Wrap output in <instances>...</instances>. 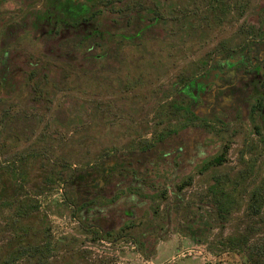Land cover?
<instances>
[{
    "label": "rangeland",
    "instance_id": "rangeland-1",
    "mask_svg": "<svg viewBox=\"0 0 264 264\" xmlns=\"http://www.w3.org/2000/svg\"><path fill=\"white\" fill-rule=\"evenodd\" d=\"M0 75L11 87L0 96L42 113L15 120L27 138L0 158L24 155L48 116L73 120L9 207L37 192L64 240L52 255L79 252L71 264H264V200L260 211L249 204L264 175V0H0ZM175 93L196 99L194 115L170 106ZM223 145L225 159L203 165ZM65 158L78 179L49 186L35 175ZM87 197L94 204L80 208Z\"/></svg>",
    "mask_w": 264,
    "mask_h": 264
},
{
    "label": "trees",
    "instance_id": "trees-1",
    "mask_svg": "<svg viewBox=\"0 0 264 264\" xmlns=\"http://www.w3.org/2000/svg\"><path fill=\"white\" fill-rule=\"evenodd\" d=\"M157 18L158 20L160 19L159 17ZM197 66H199V64ZM197 66H195L192 72L193 75L196 73L195 70ZM185 80L183 79V81ZM177 84H175V87ZM0 86L7 94L11 92V87H9L7 79L1 75ZM175 87L173 86V88ZM177 94L178 93H175L171 96L170 106H172L173 109L189 111L194 115L192 105L196 100L191 96L187 97L186 94H184L185 99H182ZM10 98L12 97L7 95L0 96V132H6L5 137H3L4 140L0 143L1 151L3 149H5L3 151L9 149L12 139V142H14L18 139L27 138V136L22 133L25 130L17 131V127L15 126L16 119H21L30 123L31 120L34 121L38 118L37 120L40 121L42 118V113H36L35 111L30 114L27 109L17 111L14 108V102ZM39 102L38 98H33L32 103L35 106H40ZM72 122L73 120H68L66 117H63V115L59 117L54 115L48 116L45 120L46 130L42 131L39 136H37L36 140L29 143L27 146L28 150L24 152V155L22 151L18 156L16 154H9L0 158V264H61L60 260L71 264L77 259L76 257L79 258V252L77 251H72L67 255L62 254V259H60L61 257L58 258V256L52 255L55 250H58L62 246L64 240L53 237L51 233V220L47 212L40 209L39 199L37 198L38 194L34 192L35 190L33 191L34 194L25 191L26 197L22 198V203L16 205L13 209H9L12 202L18 199V189L20 187H25L26 183L24 181L30 173L32 164L36 161L42 162L41 155L44 147H46V143H49L54 136L60 135V132L70 131V124ZM75 122L79 123L78 120ZM32 129L33 128H30L29 130L31 131ZM255 129H259L257 125H255ZM66 137L69 138L67 135ZM225 154L226 145H223L218 152L206 158L203 165L221 163L225 159ZM67 155L68 152L65 153V157ZM48 160L47 164L43 162L41 169H39V173H35V175H43V181L49 183V186L54 185L59 180L71 181L72 178L73 180L78 179V167H72L71 162L68 161L69 159L65 158L60 162L53 159L52 161L50 159ZM79 161L82 162L81 159H79ZM93 170H95L94 167L92 171ZM109 170L111 169L107 168V170L101 173L105 171L108 173ZM62 171H65L66 175L62 174ZM189 177L190 176L179 181L177 183L178 188L182 186L184 181L186 182L185 179H190ZM33 181L38 183L36 180ZM27 187L28 186H26V188ZM35 187L41 189L40 185H36ZM74 193L75 191L69 195L64 194V198L69 200L71 198L69 196L74 195ZM116 193L106 197V200H113L116 197ZM249 197L250 208L254 211H260L264 200V175L252 186ZM77 204L81 208L94 204V201L92 197H87L80 199ZM127 224L129 223L125 222L121 227ZM104 230V235H108L109 227L107 226ZM100 232L102 235L103 232ZM100 232H95V234H100ZM248 255L249 254H247V256ZM107 263L108 261L103 262V264Z\"/></svg>",
    "mask_w": 264,
    "mask_h": 264
},
{
    "label": "flooded vegetation",
    "instance_id": "flooded-vegetation-1",
    "mask_svg": "<svg viewBox=\"0 0 264 264\" xmlns=\"http://www.w3.org/2000/svg\"><path fill=\"white\" fill-rule=\"evenodd\" d=\"M206 70H207V69H206ZM262 81L264 82V79H262ZM194 100H196V99H194ZM195 103H196V101H195ZM195 103H194V104H195ZM192 104H193V103H192Z\"/></svg>",
    "mask_w": 264,
    "mask_h": 264
}]
</instances>
